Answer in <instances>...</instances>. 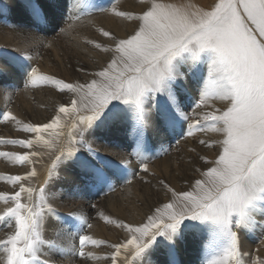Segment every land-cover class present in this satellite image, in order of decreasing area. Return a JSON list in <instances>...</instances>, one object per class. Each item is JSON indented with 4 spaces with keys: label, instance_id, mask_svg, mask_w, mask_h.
<instances>
[{
    "label": "snow or ice",
    "instance_id": "1",
    "mask_svg": "<svg viewBox=\"0 0 264 264\" xmlns=\"http://www.w3.org/2000/svg\"><path fill=\"white\" fill-rule=\"evenodd\" d=\"M67 2L72 21L92 15H73L72 10L82 6L81 0ZM138 4L139 10H122L117 0L112 7L96 9L133 27L124 37L96 29L106 43L84 39L87 45L110 54L106 64L84 83L40 74L25 65L31 56L14 58L26 87L50 84L71 98L56 105L43 123L24 122L0 110V123L14 124L28 134L21 139L0 137V146L25 149L0 151V157L13 166H29L23 174L0 173V181L14 189L0 191V221L9 229L0 239V264H55L50 258L53 253L85 262L103 259L120 264L123 256L125 264H155L151 257L162 249L168 257L164 264H178L177 246L188 234L200 237L201 264H245L241 234L254 231L258 223L264 232V0H214L207 7L173 0H138ZM26 7L38 30L41 24L56 25L36 0H26ZM73 27L69 24L60 33L70 35ZM43 46L51 47V43ZM182 64L188 65L187 73L180 70ZM5 71L0 65V73ZM188 75L198 87L195 98L186 104L177 84ZM66 121H71V128L63 143ZM115 127L125 129L129 149L119 162L101 156L85 138L97 129ZM154 128L173 134L179 129L181 138L216 134L214 139L198 140L216 151L212 159L199 156L204 166L196 169L199 176L188 190L177 191L161 179L159 184L170 198L139 224L98 213L105 223L125 232V239L116 243L94 238L87 231L93 224L82 210L59 216L49 202L56 194L49 196L48 187L61 163L74 165L86 188L98 193L115 191L117 184L131 183L133 160L142 173L150 171L147 132ZM38 148L57 154L44 183L36 189L26 182L37 176L36 158L45 154ZM49 217L62 221L55 233H66L68 244L44 238ZM101 247L111 251L100 255L89 250ZM252 264H264V259L257 257Z\"/></svg>",
    "mask_w": 264,
    "mask_h": 264
},
{
    "label": "rangeland",
    "instance_id": "2",
    "mask_svg": "<svg viewBox=\"0 0 264 264\" xmlns=\"http://www.w3.org/2000/svg\"><path fill=\"white\" fill-rule=\"evenodd\" d=\"M127 1L128 0H120L118 2V7H120L124 2L126 3V6H128ZM131 1H137V0H131ZM175 1H177L178 3H183L184 0H173V2H175ZM185 1H187V3H195L200 7H207L208 5H210L214 2V0H185ZM6 2H10L9 6L6 5L7 4ZM36 2L40 4V6L43 8V10L45 11V13L47 14V16L49 17L50 20H53L51 18H52V14L54 15V13H59L60 17L63 16L64 20L66 19V16L69 14L67 0H36ZM114 3H117V0H81L82 6L80 8H74L72 10L73 14L77 15V14H81V13L91 12L92 15L91 16L84 15L82 17L81 21H72L71 19H68V21L65 22L63 20V18H61L62 23L60 24V22H59V24H60L59 27L62 26L61 28H67L69 24H76V23L82 24L88 20V23H90L92 25V27L90 25V27L88 28V30L90 31L89 34L86 33V30H83V32L87 35L83 34L84 36L82 35V37H81V35L78 36V34H77L79 30H72L70 33V36L72 37V41H74V43L77 46L85 45L84 39H85V37H89L90 39H95L99 42L101 41V43H106L107 41L104 42V40H106V39L103 38L102 36H100L99 32L96 29H98V27H99L98 26L99 17H102V15L108 16V14L101 13V12L97 11L96 9L98 7H112ZM62 8L64 10H62ZM19 9L23 10L24 15H22L23 19H21V20L23 22H27V24L29 25L27 28L28 29L31 28L32 31L39 34L40 38L37 39V42H36L37 44H40V41H43L44 44L51 43V47H54V46H56V44L53 43L54 39H56V40L58 39V44H60L59 40L60 41L62 40V42L67 43V40L64 41L62 39V36L68 37V35L62 34V36H61V33H60L61 28H53L52 30H50L47 27L48 24H50V23L41 24L40 30H38L36 27H34V21L31 17V15L29 14V11L26 7V0H3V1L0 0V18L2 16V14H1L2 12L13 13L12 10H18L19 11ZM13 18L14 17L12 16V20H13ZM1 19L3 20V18H1ZM63 23H66V24L63 25ZM57 24L58 23H56V25ZM85 24L81 25L80 27L85 26ZM12 26H15L14 29L20 33H23L25 30H28L23 25L17 24V25H12ZM0 28H2V27L0 26ZM109 31H111L115 35V31H113V30H109ZM122 31L124 34H126L129 30H122ZM75 33L77 36H74ZM12 40H14V39H12ZM0 48H1L0 49V61L4 62L5 65L7 66V68H9L10 70H12V71L14 70L18 76L17 77L15 74H12V73H7L6 71L3 73H0V85L8 86L10 89H12L14 91H15V89H13L14 83L17 84V88H19V90H22V89L39 90V89H42L44 86L48 85V84H42V85H38L37 87H30V86L26 87L25 86V77H24L23 73L17 68L16 64L13 62L14 58H17V57L23 58L25 55L21 54L19 52H15V51L13 52L11 50L5 49L6 47L3 48L2 46H0ZM43 48H44V51L47 52V55H49L48 47L47 48L43 47ZM1 50H3V51L1 52ZM94 50H96V49H94L92 47L91 51L95 52ZM96 51L98 52L96 54L97 57L99 54L100 56L104 57L103 59H106L107 57L110 58V54H106V53L99 51V50H96ZM9 52H10V54H9ZM11 52H13V53H11ZM73 55H71L70 58H68L67 67L61 68V70L66 74L75 75V72H73L70 69L73 68V69L78 70V68L80 67L81 69H83V71H81L82 72L81 74L83 76H89V77L86 79V78L82 77V75H81L78 80L77 79L71 80V79H73L72 77H69L67 75H61V73H60L56 78L57 79H63L66 82H73V83H75V82L84 83V82L92 79L91 78L92 76L90 74L98 71L99 69L93 71V69L91 67H89V65H87V63L85 61H81V60L77 59L75 57V55L73 57ZM31 57L33 59H31L30 61H28V60L24 61L25 65H30L31 67H35L38 69V63L41 62V60H43L44 58L42 59L41 55H39L37 57H35V56H31ZM106 62H107V60H106ZM106 62H105V64H106ZM201 67L204 68L205 66L201 65ZM187 68H188L187 64H182L180 70L184 73H187ZM205 75H206V68H205ZM40 86H41V88H40ZM50 86L48 88H50ZM197 87H198L197 81L194 80L191 77V75H188L186 80L178 81L177 90H178L179 94L181 95V97L184 99L186 104L190 103L191 100L195 98V92H196ZM193 88L194 89L196 88L195 91L193 90ZM181 89H186V91H181ZM54 92H55V95L59 99L56 102L59 104L61 103V101L66 100L67 97H69L65 93H60L56 89L54 90ZM12 96H13L12 103L7 104L6 101L4 102V100H0V110L10 111L13 114L17 115L18 118H20L21 120H23L24 115H25L28 118L27 122H33L32 119L35 116V110L32 107L34 105H30L29 103H27V101H26L27 97L25 96V94H21V95L13 94ZM62 103H66V101L65 102L63 101ZM37 107L45 109L46 105L39 104ZM148 107H149V109H151V102H149ZM54 108H55V106L53 104L52 109H51L52 111L49 110V112H52L54 114ZM53 114H51V115H53ZM45 116L48 119H50V117H51L49 115H45ZM33 123H35V121ZM10 125H11V123L9 125H7V123H0V130L3 128L7 129L8 127H10ZM115 128H117L118 131L117 130H113V131H116L118 134H115L113 138H115L117 136H119V137L112 139V140H108V138H106L107 140L105 139L106 141H104V144L109 143L107 146L113 147L112 149L117 148L118 150H121L123 156L119 157L117 159L113 155L112 156L104 155L98 149H96V148H94V149L98 150L101 156H105L110 160L119 162L122 158L127 156V152L129 151V149H127V147H126L127 140L125 138V129L123 127H115ZM184 128H185V130L187 129V124H185ZM120 130H121V132H120ZM111 131H112L111 128H102V129H97L95 133L97 135H99V136L101 135V137H103V136H107L108 134H110ZM14 132L17 134V132L20 133L22 131H18L16 129V131H14ZM65 132H66V134L68 133V131H65ZM104 132L106 133V135L104 134ZM22 133H24V132H22ZM96 134H92V136L96 135ZM24 135L27 136L28 134L24 133ZM11 138H15V136L8 137L6 139H11ZM85 138H87V137H85ZM147 138H148L149 148H150V151L147 153V155L150 158L149 159V165H150V169L152 171V176H154V178H157V177L162 178V179L166 178L165 174L168 171H165V169L162 170V166H166V168L168 166V168L172 169L173 174H178V173L182 172L185 175H187V177L189 178L187 182H189V184H191V182L195 178H198V176H199V173L196 172V169L202 168L204 166L203 162L200 161L199 156L203 155V156H206L208 159H212L214 157V154L216 151L215 149L205 148L204 146H202L198 143L199 139H206L207 140L209 138H213V139L216 138V134H214V133H208V134L195 133L194 136H192V137L181 138V134H180L179 129L177 130V132L175 134H173L171 132H166V131L159 129V128H154V129L148 130ZM15 139H21V138L16 137ZM94 139H95V137H91V139L89 138V141L87 139L86 140L88 142H90L91 145H93L94 143H92V141ZM177 141H179V143H177ZM180 142H183V143L180 144ZM187 143H189L190 145L197 146V147H191L190 146V147H186V148L185 147L181 148V146H183ZM111 144L118 145L119 147H115L114 145H111ZM1 148H5L9 151H11L12 149H13V151H15L16 149L21 150V151H25V149H23L19 146L3 145V146H0V149ZM179 148H181L180 154L175 156L171 162H165V163L160 162L161 161L160 158H163L162 156L164 154L166 155V154L172 153L173 150L175 152H179ZM191 148H195L196 151L195 152L189 151V149H191ZM36 150L39 151L40 149L38 148ZM0 158L2 160H6L5 158H2V157H0ZM36 159H37V163H36V166H37V164L39 163V161H38L39 157ZM46 160L48 162L45 161L46 162L45 167L48 169L52 160H53V157L47 158ZM173 164H174V167L171 168ZM131 168H134V173H135V175H131V172L129 171L131 181L133 183H134V181H138V182L143 183V184H144V182L146 183V180L142 176V175H145L146 173L144 174L140 171L139 167L136 165L134 160H133V163H132L130 169ZM73 177H75V178H73ZM68 178H69V180H68ZM73 180H75V181H73ZM80 182H83V180H82L81 176L79 175L78 170L75 168L74 165H66L65 163H61L57 167L56 172L53 174V179H52L51 185H49L48 189L52 193L59 194L60 196H59V198L56 197V199H54V200L49 199V202L53 205L56 212L59 213V216L61 218L65 217L66 214L70 211L69 208H71V205H74L75 207H76V205L77 206L81 205L80 207L85 208L86 215L89 217L90 221L97 222L98 220L94 217L98 216L97 218H100L98 213H105L107 215H111L110 214L111 212H107L104 210H98L100 207H102L101 205H104V202L106 199L105 197L112 195V194L113 195H119V193H120L119 191L126 189L130 184H132V182L129 185L128 184L123 185V183H119L116 185L115 191H108L107 189H105L104 192H102V193H98L94 189H90V188L83 189L80 187L81 189H80V194H79V190H77V187H74L76 195H73V193L71 191L67 196L64 194V191H62L60 189V188H63L65 186H68L71 183L72 184L73 183L79 184ZM187 182L183 183L182 185H185ZM43 183H44V180L40 177L38 185L41 186ZM6 184L7 183L0 181V185H6ZM146 184H147V189L149 191L152 190V185H150L148 183H146ZM9 186L11 187V185H9ZM31 186L32 187L34 186L33 188H36V189L38 188L36 183H32ZM121 186H123V187H121ZM162 191L165 192V190L163 188H162ZM156 193H157V191H152V195H155ZM90 195H91V198L89 200H87V198H89ZM71 199H73V201L75 203H72ZM56 202H59L60 204H58L57 206H54V203H56ZM87 205H89V209H86ZM92 205H96V208H92ZM156 206H157V204H154L153 206H151L152 208H150V210L153 211ZM65 208H68V210H65ZM76 208H78V207H76ZM48 219L51 220L54 223V225H57L59 229L62 227V221L60 219H57L56 217H49ZM261 219H262L261 217H259V216L257 217L258 222ZM100 220L103 221L101 218H100ZM0 228L5 229V231L9 230L4 225V222H0ZM62 234L65 237L67 236L66 233H62ZM189 235L192 236V234H189ZM196 239H197L195 241L196 244H195V247L193 249V253H195V255L193 254L194 257L192 256V258L189 260L191 262H194V263L196 262L197 264H201V259L203 257V250H202L200 242H199L200 237L196 236ZM101 240L106 241L104 238H101ZM262 240H264V232H261L259 223L257 224V227L255 228L254 231H245L241 234V252L243 254L242 259L245 261V264H250L249 260L250 259L255 260L257 257L264 259V243H262ZM107 242H108V240H107ZM181 245L186 246V241L181 242ZM106 251L110 252L111 250L106 247ZM182 252H183V250H178V249L176 251V260L178 261V264H180V263L184 264L185 263V259L183 257L184 254L181 255ZM254 253L258 254V255H256V258L255 257L249 258V257H253L255 255ZM260 253H262V254H260ZM102 254H104V253H102ZM157 255H159V257H161V259L163 261H166L168 258L166 251H164L163 249L159 253H157L156 256ZM251 255H253V256H251ZM122 258H123V256L120 259H122ZM103 261L104 260H100L99 262H97V261H92V262H94L96 264H105V262H103ZM92 262H91V264H92ZM123 264H125V263H123ZM129 264H130V261H129ZM163 264H164V262H163Z\"/></svg>",
    "mask_w": 264,
    "mask_h": 264
},
{
    "label": "bare ground",
    "instance_id": "3",
    "mask_svg": "<svg viewBox=\"0 0 264 264\" xmlns=\"http://www.w3.org/2000/svg\"><path fill=\"white\" fill-rule=\"evenodd\" d=\"M1 1H3V0H1ZM6 3H7L6 5L9 6L10 2H6ZM175 3H178V2L175 1ZM183 3H187V1L184 0ZM127 4H128V6H126V3L124 2L119 8H121L122 10H139L138 0L137 1L128 0ZM62 10H64V9L62 8ZM12 11H13V13H8V12L7 13H4V12L1 13L2 14L1 18H3V20L0 18V26L2 27V28H0V46H2L3 48L6 47L5 49L11 50L13 52L14 51L19 52L21 54L28 55V56L37 57V56L41 55L42 59L43 58L44 59L38 63L39 73H41L43 75H50V76H55V77H57L61 73V75H67L69 77H72L73 79H71V80H74V79L78 80L80 78V76L82 75L80 67L78 68V70L73 69V68H71V69L69 68L70 70L75 72V75L66 74L61 70V68L67 67L68 58H70V56L73 54L75 55V57L77 59H79L81 61H85L87 63V65H89V67H91L93 69V71L100 69L102 66L105 65V62H106L108 57L106 59H103L104 57L100 56L99 54L97 57L96 54L98 52L96 50H94L95 52L91 51L92 47L90 45H87L86 43H85V45L77 46L74 43V41H72V37L70 35H68V37H63L61 34L62 39L64 41L67 40V43L62 42V40L61 41L59 40L60 44H58V39L57 40L54 39L53 43H55L56 46L48 47L49 55H47V52L44 51V48H43L44 42L40 41V44L36 43L37 39L40 38L39 34L32 31L31 28L28 29L27 27L29 25L27 24V22H23L21 20V19H23L22 15H24L23 10L19 9V11L18 10H12ZM72 14H73V12H72ZM12 16L14 17L13 20H12ZM61 18H63V16L60 17L59 13H54V15L52 14L51 19H53V21H56V23H58V24L54 25L53 23H50V24H48L47 27L50 30H52L53 28H61L62 26L59 27V25L62 23ZM68 19H70V14H68L66 16L65 20L63 18V20L65 22L68 21ZM9 22L12 25H17V24L23 25L28 30H25L23 33L17 32L14 29L15 26H12ZM59 22H60V24H59ZM64 24H66V23H63V25ZM83 24H85V26L80 27ZM73 25H74L73 30H79L77 33L78 36L81 35V37H82L83 34L87 35L90 32L88 30V28L90 27L91 24L88 23V20L82 24L76 23ZM98 26L100 28L102 27L106 30L115 31V35L117 37H124L126 34H124L122 30H129L128 32H130L132 30V27H133V25L131 23L123 21L120 18L113 17L110 14H108V16L102 15V17H99ZM91 27H92V25H91ZM83 30H86L87 34H85L83 32ZM74 36H77L76 33ZM85 38L90 39L89 37H85ZM12 39H14V40H12ZM104 42H106V40H104ZM2 51L3 50H1V52ZM13 52H11V53H13ZM9 54H10V52H9ZM74 55H73V57H74ZM0 65H3L6 68L7 73H12V74H15L17 76V73L14 70L12 71L9 68H7V66L5 65L4 62L0 61ZM82 77L87 79L89 76H83L82 75ZM91 78H93V77H91ZM49 86H50V84L44 86L42 89H39V90H26V89L19 90V88H17V84L14 83L13 84V89H15V91H14V90L10 89L8 86L0 85V97H1L0 100H4V102L6 101V103L9 104V103H12V100H13L12 95L13 94H16V95L25 94V96L27 97L26 98L27 103H29L30 105H34L32 108L35 110V116L32 119V121L33 122L35 121V123L47 122L48 118H46L45 115L51 116V114H53V113L49 112V110L52 109L53 104H54V106L59 104L56 102L59 99L55 95V92H54L55 88L52 85L50 86V88H48ZM40 88H41V86H40ZM195 89L193 88L194 91H195ZM65 94L68 95L69 97H67V99L63 100V101L64 102L66 101V103H68L70 101L71 94L67 93V92H65ZM63 101H61V103ZM39 104L46 105V108L45 109L44 108H38L37 106ZM27 119L28 118L24 115V118H23L24 122H27ZM9 124L10 123H7V125H9ZM66 124H67V126L64 128V132L69 131V129L71 128V121H66ZM16 129H17V126L14 124H11L10 127H8L7 129L3 128L0 130V137L8 138V137L15 136V138L16 137L26 138L28 136V135L27 136L24 135V133H22V132H20V133L17 132V134H16L14 132V131H16ZM111 130L112 131L110 134H108L107 136H103V137H101V135L100 136L97 135L96 133H95L96 135H93V136H92V134H86V137H87L86 139L89 141V138L91 139V137H95V139L92 141V143H94L92 145L93 148L98 149L104 155H110V156L113 155L118 159L119 157L123 156L122 151L118 150L117 148L112 149L113 147L107 146L109 143L104 144V141L107 140L106 138H108V140H112V139L119 137V136H117V137L113 138L115 134H118L116 131H113V130H117V128H114V129L111 128ZM95 132H96V130H95ZM120 132H121V130H120ZM65 134H66V132H65ZM104 134L106 135L105 132H104ZM61 139H62L63 143H67V140H68L67 134L65 135V137H62ZM182 143L183 142H180V144H182ZM111 145H114L115 147H119L118 145H115V144H111ZM190 146L191 147H197V146L190 145L189 143H187V144L181 146V148H184V147L186 148V147H190ZM181 148H179V152H175L173 150V152L171 151L172 153H169L166 155L164 154L162 156L163 158H160L161 159L160 162L161 163L171 162L175 156L180 154ZM0 151L23 152V151L17 150V149L15 151H13V149L11 151H9L5 148H1ZM39 151H42L45 154L42 155V157H39V159H38L39 163L36 166V169L38 171L37 176L32 178L30 181L26 182V183H30V184L36 183L37 187H38L37 189H39V187H40L38 185L40 177L43 180H45L46 176L48 175V169L45 167V164H46L45 161H47L46 159L52 158V157L54 159L55 155L57 154L56 152H48L46 149L45 150L40 149ZM27 167H29V166H26V167L16 166L15 167L11 163H9L7 160H2L0 158V173H8V174H13V175L23 174L27 170ZM173 167H174V164L172 165L171 168H173ZM149 169H150V165H149ZM164 169H165V171H168V172L165 174L166 178H163V180H165L168 184H170L172 187H174L177 191H183V190L189 189L190 184H189V182H187L189 179L187 177V175H185L182 172L178 173V174H173L172 169L168 168V166H167V168H166V166H162V170H164ZM129 171L131 173H134V168H131ZM142 176L146 180V183L152 185V190L149 191L147 189V184L145 182L143 184V183H140L138 181H134V183L131 181L132 184H130V185L128 184L129 186L126 189L119 191L120 192L119 195H113L112 194V195L105 197L106 199H105L104 205H101L102 207H100L98 210H104L107 212H111L110 213L111 215H107L105 213H103V214L111 217L114 221L123 220V221L128 222V223H136V224L143 222L146 215L151 214V212H152L150 210V208H152L151 206H153L154 204H157L156 207H158L160 203H163L168 198H170V194H166V192L162 191V186L159 184V181L162 178H159V177L154 178V176H152L151 169L148 173H146L145 175H142ZM73 178H75V177H73ZM68 180H69V178H68ZM73 181H75V180H73ZM185 182H187V183L185 185H182ZM50 185H51V183H50ZM11 187L8 184L0 185V191H9V192L13 191L14 189ZM74 187H77V190H79V194H80L81 188L86 189L83 182H80L79 184H76V183L72 184L71 183L68 186H65V187L60 188V189L62 191H64V194L66 196L71 191H72L73 195H76ZM121 187H123V186H121ZM152 191H157V193L155 195H152ZM48 194H49V196H51V194H52V192L49 189H48ZM59 196H60L59 194H56L57 198H59ZM90 198H91V195L89 198H87V200H89ZM71 202L75 203L73 201V199H71ZM58 204H60V203L56 202V203H54V206H57ZM80 206L81 205H79V206L76 205V207H78V208H76L74 205H71V208H69V210H72V211L82 210L86 214L85 208L80 207ZM2 207H3V204L0 203V208H2ZM86 209H89V205H87ZM65 210H68V208H65ZM97 217L98 216L94 217L98 220L97 222H92L89 219V222L93 224V227H92V229L87 230L91 235L94 236V238H97L100 240H101V238H104L106 241L108 240V243L109 242L110 243H116V242H119V241L125 239L126 234L122 229L117 228L115 226V224H107L104 222V220L101 221L100 218H97ZM0 222H2V221H0ZM57 229H59L58 226L54 225V223L51 220L47 219V222L45 224V231L43 233L44 238L46 240L47 239H56L58 241V243H63L65 245L68 244V242H69V239L67 238L68 236L65 237V236H63V234H61L60 236H57L55 233V230H57ZM8 231L9 230L5 231V229L0 228V239H4L5 235ZM196 240H197L196 236L194 237L193 235L191 236L188 234V235H186V238L184 240V241H186V246H182L181 243L178 244L177 249L183 250L181 255H183V254L185 255V256L183 255V257L185 259L184 264H197L196 262L194 263V262H191L189 260L192 258L193 254L195 255V253H193V249L195 247V244H196L195 241ZM89 250L95 251V252L99 253L100 255H103L102 253L107 252L106 247H101L99 249L92 248ZM45 251H47L46 248H45ZM260 254H262V253H260ZM256 255H258V254H255L254 256L251 255L253 257H249V258H254V257L256 258ZM50 258L55 261V264H91V262H92V261L85 262V261H82L79 259H74L70 255H63V254H56V253H53ZM151 258L155 262V264H163V262H164L161 259V257H159V255L156 256V254L153 255ZM249 261H250V264H252L253 260L250 259ZM103 262H105V264H110V261L104 260ZM123 263H125V262H124V259L122 258V259H120V264H123ZM92 264H96V263L92 262Z\"/></svg>",
    "mask_w": 264,
    "mask_h": 264
}]
</instances>
